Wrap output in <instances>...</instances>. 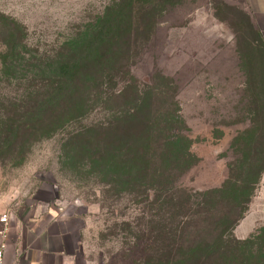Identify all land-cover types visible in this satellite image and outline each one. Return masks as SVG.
I'll use <instances>...</instances> for the list:
<instances>
[{
	"label": "rangeland",
	"instance_id": "1",
	"mask_svg": "<svg viewBox=\"0 0 264 264\" xmlns=\"http://www.w3.org/2000/svg\"><path fill=\"white\" fill-rule=\"evenodd\" d=\"M112 1L0 0V114L6 95H20L15 78L21 65L11 62L53 56ZM239 12L245 13L238 0H183L158 21L130 67V75L142 84L156 74L176 83L179 113L196 159L179 184L197 193L196 202L228 177L230 191L242 183L252 186L243 217L232 230L223 231L222 225L238 215L233 192L213 201L208 212L199 211L176 239L164 227L169 217L159 212L145 182L121 192L109 184L90 160L89 142L97 138L70 133L100 120L97 109L13 151L5 145L6 123L0 117V217L20 221L63 208L66 217L82 220L75 239L83 264H264V213L256 203L264 191V170L259 176L264 119L261 99L250 88V78L263 68L248 50L252 36ZM10 71L13 79L7 77ZM180 215L174 214L172 226ZM253 217H258L255 224ZM210 244L215 250L199 258L198 249ZM191 251L196 258L188 261Z\"/></svg>",
	"mask_w": 264,
	"mask_h": 264
},
{
	"label": "trees",
	"instance_id": "2",
	"mask_svg": "<svg viewBox=\"0 0 264 264\" xmlns=\"http://www.w3.org/2000/svg\"><path fill=\"white\" fill-rule=\"evenodd\" d=\"M182 2L112 1L94 22L64 41L53 56L11 62L21 65L15 78L21 87L20 95H6L3 99L7 105L0 114L6 123L5 145L13 151L26 147L30 138L52 135L94 109L101 111L100 120L80 126L70 132L71 136L87 134L97 138L89 142L93 156L90 160L118 191H127L129 186L138 188L145 182L154 203L160 205L159 212L169 217L164 227L176 239L199 211L208 212L213 201L233 192L232 205L238 215L222 225L223 231L229 232L242 219L253 193L250 183L235 185L236 191H230L228 177L218 189L204 192L202 202H196L197 193L179 184L196 159L179 113L175 81L156 74L151 82L142 84L130 75V67L154 35L158 21ZM239 15L252 36L248 50L254 52L263 68L256 79L250 78V88L252 96L261 99L264 119V40L247 14ZM9 69L14 71L6 67ZM12 71L7 76L10 79L14 77ZM260 153L264 155V147ZM263 170L264 162L259 176ZM175 213L181 215L172 226ZM198 250V257L207 259L215 249L210 244ZM189 255L188 261L194 260L196 251Z\"/></svg>",
	"mask_w": 264,
	"mask_h": 264
},
{
	"label": "crops",
	"instance_id": "3",
	"mask_svg": "<svg viewBox=\"0 0 264 264\" xmlns=\"http://www.w3.org/2000/svg\"><path fill=\"white\" fill-rule=\"evenodd\" d=\"M240 8L264 40V0H238ZM258 211L264 213V191L258 195ZM49 209V208H48ZM47 209V210H48ZM63 208L51 209L15 221L10 218L5 241V264H83L81 247L75 239L82 231V220L66 217ZM258 217H253L255 224ZM2 239L0 238V242Z\"/></svg>",
	"mask_w": 264,
	"mask_h": 264
},
{
	"label": "built area",
	"instance_id": "4",
	"mask_svg": "<svg viewBox=\"0 0 264 264\" xmlns=\"http://www.w3.org/2000/svg\"><path fill=\"white\" fill-rule=\"evenodd\" d=\"M10 222V217L6 214H3L0 217V238L2 241L0 242V264H5L4 262V252H5V239L7 233V226Z\"/></svg>",
	"mask_w": 264,
	"mask_h": 264
}]
</instances>
